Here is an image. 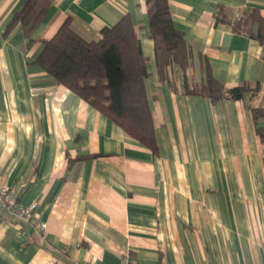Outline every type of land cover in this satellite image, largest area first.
Instances as JSON below:
<instances>
[{"label":"crops","instance_id":"crops-1","mask_svg":"<svg viewBox=\"0 0 264 264\" xmlns=\"http://www.w3.org/2000/svg\"><path fill=\"white\" fill-rule=\"evenodd\" d=\"M25 1L0 0V181L37 207L21 223L0 204V264H264V47L215 18L264 15V0H168L190 80L209 64L229 89L261 87L217 105L185 95L180 68L173 89L159 81L145 0H52L32 42L20 25L4 35ZM126 14L150 59L157 153L35 63L66 20L91 41Z\"/></svg>","mask_w":264,"mask_h":264},{"label":"trees","instance_id":"trees-1","mask_svg":"<svg viewBox=\"0 0 264 264\" xmlns=\"http://www.w3.org/2000/svg\"><path fill=\"white\" fill-rule=\"evenodd\" d=\"M52 3V0H26L4 35L20 25L24 36L32 42L33 33L46 18ZM145 3L161 83L173 89L174 83L167 72L170 67L180 68L184 94L206 98L213 105L225 100H242L247 93L255 96L261 91L259 85L252 87L249 83L227 88L212 75L209 64L205 68V82L190 80V48L185 33L174 24L168 0H145ZM215 18L217 24H226L236 34L254 38L264 47V15L258 9H245L231 19L222 7ZM43 44L36 65L157 153L146 93L150 59L144 53L139 28L129 14L113 27L104 28L100 39L91 41L78 35L68 19L55 36ZM252 115L258 124L264 119V110L253 108ZM257 133L264 143V128L258 127Z\"/></svg>","mask_w":264,"mask_h":264},{"label":"built area","instance_id":"built-area-1","mask_svg":"<svg viewBox=\"0 0 264 264\" xmlns=\"http://www.w3.org/2000/svg\"><path fill=\"white\" fill-rule=\"evenodd\" d=\"M0 204L2 208L11 216L18 219L21 223L31 222L35 216L37 203L23 206L12 196L10 187L0 181ZM38 231L44 233L46 224L40 223ZM120 264H135L129 254L122 255Z\"/></svg>","mask_w":264,"mask_h":264}]
</instances>
